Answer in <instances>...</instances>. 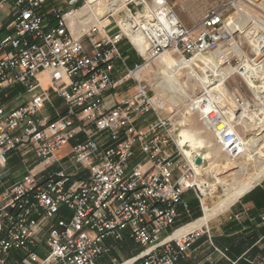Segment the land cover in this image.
Masks as SVG:
<instances>
[{"label":"built area","instance_id":"built-area-1","mask_svg":"<svg viewBox=\"0 0 264 264\" xmlns=\"http://www.w3.org/2000/svg\"><path fill=\"white\" fill-rule=\"evenodd\" d=\"M10 1L11 12L0 19V91L27 84L31 99L0 109V264H98L114 243L126 239L142 248L121 264H176L187 259L199 237L197 230L172 237L181 227L176 225L180 207L190 208L185 194L193 192L203 212L216 188L204 178L205 159L197 166L199 154L184 153L172 117L160 114L162 107L149 85L135 73L172 50L183 58L206 55L234 65L245 77L249 68L264 64V28L255 22L249 30L254 52L246 56L232 44L240 30L231 31L227 24V13L242 0H222L192 27L183 23L169 0H127L121 21L90 22L79 32L73 31L67 16H76L88 0H65L67 10L50 13L44 11L48 0H0V10ZM244 1L250 6L261 2ZM135 36L143 39L144 53L132 40ZM125 40L141 62L115 79L116 61L127 65L120 51ZM41 74L66 103V111L53 119H34L48 100ZM130 81L133 92L108 104L107 98ZM247 84L255 101L263 103ZM232 95L239 108L250 105L237 90ZM194 101L201 109L210 104L203 122L213 120L224 151L238 154V131L221 104L207 92ZM151 113L155 120L139 126ZM71 141L66 167L57 153ZM19 147L34 153L37 166L47 170L62 162V168L45 176L40 175L43 169L30 171L5 186L9 153ZM78 165L89 175L75 181L70 169ZM62 206L70 216L60 218ZM17 251L24 255L21 260L13 258Z\"/></svg>","mask_w":264,"mask_h":264},{"label":"rangeland","instance_id":"rangeland-1","mask_svg":"<svg viewBox=\"0 0 264 264\" xmlns=\"http://www.w3.org/2000/svg\"><path fill=\"white\" fill-rule=\"evenodd\" d=\"M169 1H171L175 4V10H176L179 18L183 21V23L186 24L187 26H191V27L196 26L199 23L202 16L206 12H208L210 9H213L215 7L216 8L220 7L222 4V0H169ZM111 2H113V0H101L99 3V8H102V10L100 11L101 15L99 13L98 14H99V16H104V17H102V19L107 18L105 23L112 21L113 22L112 25H114L116 23V21H118V19L122 15H124L126 8H122L124 10H122V9L118 10L117 15L106 12V11H108L107 7L110 6ZM9 3L11 4V1ZM49 3L51 5H55L54 9H56V10L61 9V8H64V10L68 9V5L66 4L65 0H49ZM109 14L111 15L110 18H108ZM227 16L229 17L227 20L228 25L233 20L242 21V19H243V22L245 21L246 26L244 25L243 30L239 29L240 31H236V33L233 35L235 42H233L232 44L236 43L237 45H239V47L242 50V55H246V56L253 55L254 51H253L252 45H250L248 37H250V39H252V38L250 36V33H248V32L253 26H257V25H255L256 24L255 22H258V20H260V19L264 21V7L259 6V5L250 6V5H247L244 0H242L239 3L237 9H231L227 13ZM244 18L245 19L247 18V19L245 20ZM263 28H264V26H263ZM236 44H234V48L238 52H241L240 48ZM120 51L123 54H127V53L130 55L133 54V48L130 46V44L127 40L123 41L120 44ZM168 52L171 53V56L174 59L183 58L181 54L174 53L172 50H168ZM185 58L190 59V58H192V56H187ZM135 61L137 63H140L141 62L140 57L137 55H134V58L132 61H130V58H129L127 65H124L122 61L118 60L116 63V64H118V66H117V74L115 75V78L120 77V76H124L126 74L128 68H133L136 65V64H134ZM150 66L151 67L146 66L144 68L145 71H147V74H145L142 77H138V78L144 79V82L149 85L150 90H151V95L157 100V105L162 107V109L159 110L160 114L163 116L172 117V120L176 124V127H177V134H179L180 130L183 128V124L185 122L187 123V121L188 122L190 121V120H188V118L190 119L191 115L189 116L190 112L187 111V110H189V107L187 105H185L182 102L175 104L174 101L176 102V100H178L179 98H180L179 99L180 101H183L186 99V97H188L190 100L196 99L198 95H201V93L204 92V89L200 85H193L192 87L194 89L191 88V86L188 87V84L191 85L190 82L192 80V78H190L187 74L188 68L182 69L181 72H179L178 70H176L175 72H171L170 70L165 69L163 67V65L159 62L158 59L152 61L150 63ZM221 66L223 68H225L230 74L229 78L226 79V88L231 94V95L229 94L230 95V103H232V104H230V106H233V105L237 106V104L234 103L235 101H233L234 96L232 94H233V92H235V90L238 89L237 93L238 92L241 93V96H244L249 101L250 105L248 106V110L254 111L255 109H257V107H258L257 104H259V103L257 101H255V99H254V97L250 91V88L247 84L246 78L243 76H240L239 74H237L235 72L234 65L232 67L227 66V65H221ZM235 66H236V64H235ZM197 68L198 69H195V71L197 72L199 77H203L204 72L199 67H197ZM232 69H233V71L230 72V70H232ZM214 84L215 85H213V86H216L218 84V82H215ZM27 89H28L27 84L18 83L16 85H13L10 88L6 89L4 92L0 93V108L5 110V109H7V107L10 104H12L14 102L21 101L22 99L27 100L28 98H30L31 94L28 92ZM133 90H134V86H133L132 82L130 81L126 85L121 87L116 92V94H118L119 96H125L127 94L132 93ZM181 96L182 97L184 96L185 98L183 97L184 99H182ZM260 104L263 105L262 103H260ZM50 112H51L50 109H47V108L43 109V111H41L36 116H34V119H37V118L40 119V118L44 117L45 115L51 114ZM194 115H196L195 120L198 119L197 121H195L197 123V124L195 123L196 126H198L199 129H202L204 127L202 129V131H204V129H205L204 135L206 137H208V139L213 141L214 144L217 143L216 144L217 146L215 145L217 148L215 147V149H217L216 151L219 152V153L217 152L218 153L216 155L217 157L216 156L214 157L215 154H213L212 159L206 158L204 166H203L204 178L207 179L210 183H212L216 188V190L212 194V196L208 198V200L206 202L207 205L204 206V211L209 212V213L216 211L217 213L208 221L206 226H204L202 228H200V227L198 228L197 232L200 234L203 231H207L211 222L214 221V219H216V217H218L219 214L228 211L227 209L229 206L227 208H221L218 196H222L225 193V191H227L230 187H232L238 183H241V182L247 180L248 178L252 177L255 172H256L255 174H257L259 172L260 159H258L256 151L255 152L248 151L247 154H244V152H242V153H238L235 155H229L228 153H226L224 151V149L221 148L222 144L218 141V138H216V136L212 135L213 132H211L212 133L211 134L210 130L208 131L206 129V127H205L206 125L204 124L203 119H201L202 116H200V114L198 112H196ZM185 116H186V118H185ZM187 116H189V117H187ZM179 117H180V119H179ZM256 119L259 120V118H256ZM153 120H155V114L151 113V114H148L145 116V119L142 121L141 124H145L147 122H152ZM179 123H182V124H179ZM243 124H245V123H237V124L234 123L236 130L244 138L245 141L246 140H252L251 138L254 139L256 137H259L261 132L262 133L264 132L263 128L255 130L249 124H245V125H243ZM263 127H264V125H263ZM211 135H212V137H211ZM211 138H214V139H211ZM176 139H178V137ZM71 143H73V141H71ZM186 148H190V147H186ZM24 150H25V147H19L17 150L12 151L11 153L14 155L13 156L14 159L11 162L15 163V164L22 165V160L25 158L28 159L29 161L33 160L32 154L27 155L24 153ZM220 150H221V152H220ZM194 152L195 151L192 152L193 154L191 156L198 154V153H196V152L194 153ZM11 153H9V155ZM207 153H208V149L206 147H204V148L200 149L199 155L202 154L204 156ZM220 153H222V155ZM38 161L39 160L36 159V162H38ZM63 161L65 162V165L67 167V165H69L68 157ZM62 162H58V163L54 164V166L51 168L50 171H56V170L61 169L62 168V166H61ZM24 167L25 166H23V168ZM70 170L71 171L74 170L73 172H76V174L73 176L72 180H80V179L85 178L89 175V172L87 170H85L82 165H78L76 168H73ZM255 174L253 177L256 176ZM257 182H255L254 184L257 183L256 185H258L260 183H264V176H262L261 179H259ZM190 194H188V195H190ZM186 198L189 200L191 197L187 196ZM191 202H192V204L194 203L193 200L192 201L190 200V205H192ZM180 208L182 210H184L183 206H181ZM194 212H196V213H194ZM185 213L186 214L181 215V217L179 218V221L176 223V225L179 224L180 226L183 227L187 223L194 222L195 220H197L203 216L202 208H201L198 200L193 205V209H192V207H190L188 209V212L185 211ZM70 215H71V211H69L65 206H62L61 211H60V218L61 217L64 218V217L70 216ZM172 229H173V227L171 226L168 229V232H170ZM141 248L142 247L140 245H136V244H135V246L131 245L128 248L129 253H127V254L128 255H134V254L138 253L141 250ZM109 255H111V254H109ZM128 255H124V256H128ZM113 256H114V253H112V255L110 256L111 259L113 258ZM118 256H121V255H118ZM120 259H123V257H120ZM123 261L124 260H121L120 263Z\"/></svg>","mask_w":264,"mask_h":264},{"label":"bare ground","instance_id":"bare-ground-1","mask_svg":"<svg viewBox=\"0 0 264 264\" xmlns=\"http://www.w3.org/2000/svg\"><path fill=\"white\" fill-rule=\"evenodd\" d=\"M100 1L101 0H88L86 5L77 12L76 16H73L74 14L67 16L69 25L72 27L74 32L81 31V29L85 28L84 25H86L87 23H90V22L99 21L102 24H106L105 21L107 18L106 19L104 18L102 21L101 18L104 16H99L100 11L102 10V8H99ZM126 1L127 0H113V2L110 3V6L107 7L108 11H106V12L117 15L118 10H121L122 8H126V6H125ZM255 1H259V0H255ZM257 5L264 7V0H261V2L257 3ZM122 10H124V9H122ZM122 18L123 17L121 16L118 19V21H121ZM263 22L264 21L260 19V20H258L257 25L259 27H263L264 26ZM244 25H245V21L243 22V19H242V21L233 20L231 23H229V29H231V31H235L237 29L243 30ZM250 36L252 39H254L253 34L250 33ZM132 40L134 41V43L137 46L140 47L141 51L144 53L145 49H146V45H145L143 39L139 36H135V37H132ZM230 42H231V40H230ZM234 44H236V43H234ZM234 44H233V47H234ZM234 50L239 55H242L241 48H240L241 52H238L235 48H234ZM258 58H260V56ZM157 59L163 65V67L165 69H168L171 72H175L176 70L181 72L182 69L188 68L187 74L190 78H192V80L190 82L191 85L188 84V87L191 86V88H193L192 87L193 85L202 86V88L204 89V92H207L208 95L211 97V99H215L217 102H219L221 104V107L224 110V112L226 114H229V118L233 119V121H234L233 123H235V124H237V123L249 124L255 130L261 129V128L264 129V127H263V125H264V107H263L264 103H262L263 105H261L260 104L261 102L259 101L260 103L257 104L258 107L254 111L248 110L247 106L242 108V109L239 108L238 106H235V105L230 106V104H232V103H230V95L231 94L226 88V79L229 78L230 74L225 68H223L221 66L222 64L220 62H218L215 58H209L208 56L205 55V56H194L190 59H186V58L174 59V58H172L171 53L167 51V52L161 54L160 57ZM148 66L151 67L150 64ZM197 67H199L204 72L203 77H199V75L195 71V69H198ZM144 68L141 71H137L135 73L137 75V77H142L145 74H147V71H145ZM232 71H233V69L230 70V72H232ZM243 75L246 77V80L248 81V83H250L252 85V87L254 88L256 95L264 100V64L261 65L259 69L249 68V70L246 71V73ZM261 80H262L263 84L260 83ZM215 82H218V84L216 86H213V85H215L214 84ZM183 97H182V99L185 98V97L184 98ZM200 97L201 96L198 97L199 100H201ZM179 99L176 100V102L174 101V103L176 104V103L182 102L185 105H187L189 107V110H187V111L190 112L189 116L191 115V117H190V119L188 118V120H190L189 122L188 121H187V123L183 122L184 123L183 128L180 130V133L178 134L179 135L178 139H177L178 145L180 147H182V149L184 150V153L188 156H191L193 154L192 153L193 151H195L196 153L199 154L200 149L206 147L208 149V153L205 154L204 156L202 154H200V156L203 157L204 159H206V158L212 159L213 154H215L214 155V157H215L219 153L218 151H216L217 149H215V147L217 146L216 145L217 143L214 144L213 141H211L210 139H208V137H206L204 135L205 129H204V131H202V129L204 127L202 129H199L198 126H196L197 123L195 121H197L198 119L195 120L196 115H194L196 112H198L200 114V116H204V112H205V110L206 111L209 110L210 104H208L204 109L203 108L201 109V107L199 108V106L197 104L198 102L197 101L195 102L194 99L190 100L188 97H186V99L183 101H180ZM189 116H187V117H189ZM185 118H186V116H185ZM256 118H259V120ZM179 119H180V117H179ZM179 124H182V123H179ZM204 124L206 125L205 126L206 129L208 131L210 130V133L213 132V134L212 133L211 134L216 136V138H218V141L220 142V140H221L220 136H218L213 130L214 121L206 119L204 121ZM245 124H243V125H245ZM219 128H221V126ZM212 135H211V137H212ZM214 138H211V139H214ZM251 139L252 140H246L245 141L244 138L239 134V140H240L239 153L244 152V154H247L248 151H250V152L256 151L258 159H260L259 172L257 174H255L256 172L254 173L256 175L255 177H253L254 176V174H253V176L248 178L247 180L230 187L227 191H225V193L222 196H218L221 208H227L228 206H230L231 203H233L238 197H240L242 194H244L245 191H247L255 182H257L259 179H261L262 176H264V139H263V133L261 132L259 137H256L254 139L251 138ZM186 147H190V148H186ZM221 148L223 149V146H221ZM220 152H221V150H220ZM220 154L222 155V153H220ZM213 190L215 191L216 189H213ZM206 192H209V191L206 190ZM216 213H217L216 211H213L211 213L203 211L202 217L195 220L194 222L187 223L183 227L181 226L180 228H178L175 231V233L173 234L172 237H178L179 235H181L183 233L198 230L199 227L202 228V227L206 226L208 221Z\"/></svg>","mask_w":264,"mask_h":264},{"label":"crops","instance_id":"crops-1","mask_svg":"<svg viewBox=\"0 0 264 264\" xmlns=\"http://www.w3.org/2000/svg\"><path fill=\"white\" fill-rule=\"evenodd\" d=\"M11 5L12 3H7L4 5L3 9L0 10L1 20H5L6 16L11 12ZM54 8L55 5H51L48 0L44 7V11L50 13ZM61 10H64V8H61ZM124 55L127 57V62L129 58L130 61H132L134 55L138 56L134 49L132 55L128 53ZM134 64H137V62L135 61ZM117 66L118 64L115 65L114 78L117 74ZM120 77H116L115 79ZM39 80L41 88L44 89L48 94V100L44 109L47 108L51 111V114L45 115L44 117L53 119L66 111V103L64 99L54 91L48 77L45 74H41L39 76ZM11 86L3 89L0 91V93L4 92ZM108 94L109 93H107V95ZM121 97L122 96H119L118 94H112V96L108 97L106 101H108V104H111ZM30 99L31 96L27 100L22 99L21 101L14 102L10 104L5 110L18 107L28 102ZM144 119L145 117L140 119L138 123L139 126L144 127L146 124L150 123L147 122L145 124H141ZM72 145L73 143H70L59 150L57 153L58 157L65 160L71 152ZM24 153L27 155L32 154L33 160L29 161L25 158L22 160V165L12 163L11 161L14 159V155L12 153L9 155L5 170V186L12 185L30 171H41L43 169V171L40 172V175L45 176L46 172L51 170V168L54 166H50L47 170L44 169V165L37 166L38 162H36V157L28 147H25ZM23 166L25 167L23 168ZM73 171L74 170H70V173L75 175L76 172ZM256 184L251 186L247 191H245L244 194L231 203L227 209L228 211L223 212L224 214H219L218 217H216V219L211 222L207 231H203L199 234L198 239L189 250L187 259L181 260L176 264H264V183H260L258 185ZM187 196H190L191 198L188 200L186 198ZM185 199L189 201V206L193 209V205L197 201L194 193H186ZM190 200H193L194 202L193 204L191 202L192 205H190ZM185 211L188 212V210L181 209L180 217L181 215L186 214ZM179 218L177 222L179 221ZM178 226L180 225L178 224ZM131 245L135 246V243L129 239H126L120 243H114L113 249H111V251L104 257H102L98 264H116L121 260L125 261L135 256L137 253L134 255L127 254L129 253L128 248ZM112 253H114V256L111 259L110 256ZM40 255L41 257H44V253L41 252ZM23 256V253L20 251L13 253V258L15 260H21ZM120 257H123V259H120ZM22 264L37 263L26 260Z\"/></svg>","mask_w":264,"mask_h":264},{"label":"water","instance_id":"water-1","mask_svg":"<svg viewBox=\"0 0 264 264\" xmlns=\"http://www.w3.org/2000/svg\"><path fill=\"white\" fill-rule=\"evenodd\" d=\"M263 139H264V132H263ZM203 162H204L203 161V158L200 155H198L197 158H196V160H195L196 165L197 166L202 165Z\"/></svg>","mask_w":264,"mask_h":264},{"label":"trees","instance_id":"trees-1","mask_svg":"<svg viewBox=\"0 0 264 264\" xmlns=\"http://www.w3.org/2000/svg\"><path fill=\"white\" fill-rule=\"evenodd\" d=\"M199 217V216H198Z\"/></svg>","mask_w":264,"mask_h":264}]
</instances>
